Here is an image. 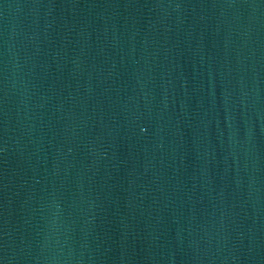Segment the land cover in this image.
<instances>
[{
    "label": "water",
    "instance_id": "95a60500",
    "mask_svg": "<svg viewBox=\"0 0 264 264\" xmlns=\"http://www.w3.org/2000/svg\"><path fill=\"white\" fill-rule=\"evenodd\" d=\"M0 264H264V0H0Z\"/></svg>",
    "mask_w": 264,
    "mask_h": 264
}]
</instances>
